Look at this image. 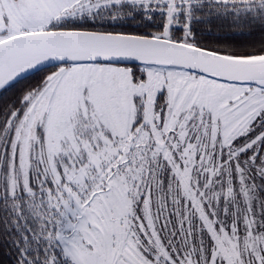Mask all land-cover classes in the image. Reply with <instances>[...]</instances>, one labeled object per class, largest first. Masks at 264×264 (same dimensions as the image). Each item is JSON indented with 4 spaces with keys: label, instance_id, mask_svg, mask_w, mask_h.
<instances>
[{
    "label": "snow or ice",
    "instance_id": "1",
    "mask_svg": "<svg viewBox=\"0 0 264 264\" xmlns=\"http://www.w3.org/2000/svg\"><path fill=\"white\" fill-rule=\"evenodd\" d=\"M0 264H264V0H0Z\"/></svg>",
    "mask_w": 264,
    "mask_h": 264
},
{
    "label": "trees",
    "instance_id": "2",
    "mask_svg": "<svg viewBox=\"0 0 264 264\" xmlns=\"http://www.w3.org/2000/svg\"><path fill=\"white\" fill-rule=\"evenodd\" d=\"M235 42L240 43V42H243V40L242 39H238Z\"/></svg>",
    "mask_w": 264,
    "mask_h": 264
}]
</instances>
